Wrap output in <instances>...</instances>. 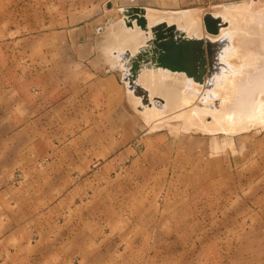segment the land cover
Returning <instances> with one entry per match:
<instances>
[{
  "label": "crops",
  "instance_id": "0c3cea01",
  "mask_svg": "<svg viewBox=\"0 0 264 264\" xmlns=\"http://www.w3.org/2000/svg\"><path fill=\"white\" fill-rule=\"evenodd\" d=\"M13 25L0 28V264H264V131L217 152L210 136L155 134L134 158L105 45ZM129 161L153 164L150 190L119 193Z\"/></svg>",
  "mask_w": 264,
  "mask_h": 264
},
{
  "label": "rangeland",
  "instance_id": "374dc122",
  "mask_svg": "<svg viewBox=\"0 0 264 264\" xmlns=\"http://www.w3.org/2000/svg\"><path fill=\"white\" fill-rule=\"evenodd\" d=\"M241 1H251V7L246 9L248 12L244 10H231L229 7L226 8L229 4L218 5V7L210 5V7L206 4L197 2L192 3L190 0L174 1L171 6L176 8L168 10L171 12L188 9L199 11V15L196 17L198 24L194 27L195 36H207L210 40L215 41L220 40L227 34H232L234 37L237 36L234 43H232L237 48V53L234 52L235 47L233 50L230 49V51L226 48L225 56L223 55L220 59L223 61L228 59L229 63L227 64L230 66L231 71L233 70L235 72L234 69H237L239 72L236 75H230L225 72L224 76L217 77L216 79L212 78L215 84L210 90V94L202 98L199 97V86L189 81L183 73L161 76L158 75L153 68L141 69L136 82L144 86L148 90L149 95H158L155 94V90L158 88H165L171 94L170 97L158 95L166 101L162 108L156 109L152 104L148 107L142 104L141 97H135L131 91L126 90V84L121 80L120 70L112 68L117 76L119 85L124 90L123 92L126 91L127 96V101L124 100L122 109H119V136L117 140H121L122 138L125 139V137L129 136L128 139L133 149L134 158H137V156L141 158V154H143V150L145 149L143 147V142L147 140L148 137H154L153 135L155 134L167 133L173 136L181 132L189 133V135L187 134L188 136H193L195 138L211 137L215 139L219 145L213 147V150L217 152L221 149V144L225 143L224 141L231 144V139H237L244 133L252 134L264 131V127H251L246 130L231 133L221 129H217V131L214 127L216 123H214L211 115V113L221 111L233 113L238 108L241 111L245 104L249 103L253 94H258V99H264V93H262L264 88H261V85H264V9L260 8L264 6V0H240L235 3ZM129 3V0H0V28L8 27L9 24H14L13 26L20 28L24 33L56 31L67 28L74 29L76 31H72L74 32L71 36L72 42L92 43L99 48L105 45V58L112 61L111 64L117 60L118 66L121 67L122 62L119 61L118 53L126 49H129L133 53L134 48L143 45L145 40L144 33L140 28L128 29L123 21H121L120 9ZM252 4H254L255 8ZM254 9H257V12L252 11ZM152 10H154L152 12L154 19L162 17L161 11L164 10ZM214 10H216V12ZM258 10L260 12H258ZM206 12H210L215 17L219 16L223 21L228 23L226 28H220L219 32L221 34L218 33V36L207 35L202 29V17ZM249 18H252V20ZM113 52H115L114 55L112 54ZM99 54L100 52L98 51L95 53V56L98 57ZM202 92H207V90L202 88L201 93ZM210 95L213 97L219 96L220 101L218 107H210L213 103ZM150 99L152 100V97H150ZM199 100L202 103L200 106L196 105ZM240 101H242L240 104L241 106L237 104ZM152 102L155 101L152 100ZM252 106H250L251 108H249L248 113L256 111L257 105ZM139 107L141 109H139ZM217 109H219V111ZM198 110H206L208 116L202 115L201 117V115L197 116L193 113L194 111L198 112ZM198 118L200 120L203 118V123L199 124ZM207 119L208 121H206ZM188 120L194 122L191 121V124ZM190 124L192 127L189 126ZM182 126L184 127L181 128ZM200 126L203 129L202 131L201 128H198ZM173 128H178V130L176 131V129H174L172 131ZM122 134H124V136H122ZM85 136L88 138L89 134L86 133ZM144 155L145 157L149 155L148 149L145 151ZM150 165L153 164L139 161L135 162L132 165L133 168H131L130 161L118 163L115 172L119 174V177H122L118 178L119 193L130 191L134 195H137L145 192V190H150L145 184V179H147L149 173L152 172L150 171L152 169ZM220 167L221 163L217 165V169H220ZM129 169L131 172L133 169L134 177L136 178L134 181L135 183L130 186L125 183L126 174ZM106 172L108 173L109 169H107ZM149 176L151 177V175ZM155 177H160L159 173L154 176V178ZM12 180L14 185L20 183L22 181L21 173H15ZM150 185H152V183H150Z\"/></svg>",
  "mask_w": 264,
  "mask_h": 264
},
{
  "label": "water",
  "instance_id": "95a60500",
  "mask_svg": "<svg viewBox=\"0 0 264 264\" xmlns=\"http://www.w3.org/2000/svg\"><path fill=\"white\" fill-rule=\"evenodd\" d=\"M123 9L124 7L120 9V14L125 26L133 27L135 24L148 34L144 44L133 53L128 49L119 52L118 57L122 65L119 67L116 60L112 68L120 70L122 82L128 81L129 89L142 98L143 105L152 104L148 90L136 83L143 67L182 72L194 82L206 86L212 84L213 75L221 72L220 68L226 67L219 61V54L229 44L228 35L218 41L210 40L207 36L188 37L174 24L160 22L149 26L147 8L129 6ZM202 25L204 32L211 36L217 35L221 27H227L222 18L215 17L210 12L204 13ZM152 99L158 107L165 105L164 100L158 96Z\"/></svg>",
  "mask_w": 264,
  "mask_h": 264
},
{
  "label": "bare ground",
  "instance_id": "6f19581e",
  "mask_svg": "<svg viewBox=\"0 0 264 264\" xmlns=\"http://www.w3.org/2000/svg\"><path fill=\"white\" fill-rule=\"evenodd\" d=\"M251 2V1H250ZM250 2L248 1H241V2H238V3H233V4H229L227 7H229L231 10H244L246 11L247 8L251 7V4ZM253 7L255 8L254 4H252ZM261 5V4H260ZM257 6V5H256ZM218 7V6H217ZM225 8V7H224ZM228 8V9H229ZM260 8H263L264 9V6L260 7ZM125 9V8H124ZM123 9V10H124ZM212 9V8H211ZM216 9V8H215ZM259 9V8H258ZM257 9H254L252 11H256ZM154 10L150 9V8H147V14H146V17H147V21H148V25L149 26H152V25H155V24H158L160 22H166L167 24H174L177 26V28H179L180 30H183L185 32L186 35H188V37H198V36H195V26L198 24L197 22V16L199 15V11L197 10H193V9H188V10H180V11H175V12H171V11H161V15L162 17L159 18V19H154V16H153V12ZM216 12V10H214ZM251 11V10H250ZM249 11V12H250ZM157 12V11H156ZM227 12V11H226ZM248 12V11H246ZM257 12V11H256ZM258 12H260L258 10ZM264 12V11H263ZM261 12V13H263ZM219 15V14H218ZM221 15V13H220ZM245 16V15H244ZM248 16V15H246ZM251 16V15H250ZM252 17V16H251ZM230 18V17H229ZM252 20V18H249ZM199 20V19H198ZM255 21V20H254ZM124 23V21H123ZM227 23V22H226ZM257 23V22H255ZM125 24V23H124ZM134 24V23H133ZM201 24V23H200ZM227 26H228V23H227ZM127 27V26H126ZM139 28L138 26H136L134 24L133 27H127L128 29H132V28ZM198 27V26H197ZM203 27V25H202ZM259 27V26H258ZM223 28H226V27H223ZM260 28V27H259ZM203 29V28H202ZM262 31H263V28H262ZM144 33V39H146L147 37V34L145 31H143ZM220 33V32H219ZM262 33V32H261ZM221 34V33H220ZM219 34V35H220ZM204 35V34H203ZM228 35V34H227ZM218 36V35H217ZM226 36V35H225ZM229 36V44L226 45L224 48H223V52L219 54V61H221L222 63H224L226 65V67H222L220 68V71L221 72H218V73H215L213 75V78H217V77H220V76H224L225 75V72H227L228 74L230 75H236L239 70L237 69H234L235 72L231 69H230V66L227 64L229 63L228 62V59H225V61L221 60L220 58L223 57V55L225 56V53H226V48L233 50V48L235 47L234 44V41L236 40L237 36L234 37L232 34L231 35H228ZM233 36V37H232ZM201 37V36H199ZM211 37V36H210ZM213 38V37H211ZM219 38V37H218ZM223 38V37H222ZM232 38V39H231ZM234 38V39H233ZM215 41V40H213ZM218 41V40H217ZM264 41V40H263ZM145 42V40H144ZM143 42V44H144ZM141 46V45H140ZM139 48L136 47L134 48L133 51H136L137 49ZM264 49V48H263ZM120 50V49H119ZM124 50V49H123ZM129 50V49H128ZM116 52V51H115ZM234 52L237 53V48L235 47V50ZM263 56V55H262ZM259 57V56H258ZM257 58V57H256ZM117 59V58H116ZM227 61V62H226ZM257 62V61H256ZM120 63V62H119ZM242 64V63H241ZM150 69H155L156 73L158 75H163V76H166V75H174L176 73H182V72H172L170 70H165V69H160V68H155V67H149ZM255 68V67H254ZM142 69H146V67H143ZM148 69V68H147ZM152 72V71H151ZM184 74V73H183ZM185 75V74H184ZM263 76V75H262ZM185 77H187L185 75ZM187 79L191 82H194L191 78L187 77ZM150 81V80H149ZM261 81V80H260ZM264 81V80H263ZM262 81V82H263ZM127 82V83H126ZM124 83L126 84L125 87H126V90H129L132 92V90L129 89V84H128V81H124ZM137 83V82H136ZM197 86H199L200 90L198 92V95L199 97H204L205 95H208L210 94V90L212 89L213 85L215 84V81L212 80V84L210 86H206L205 84H199V83H196L194 82ZM259 84V83H258ZM139 85V84H138ZM190 85V84H189ZM139 86H142V85H139ZM143 88H145L144 86H142ZM260 87V86H259ZM189 88V86H188ZM206 89L207 92H202L201 93V89ZM261 88H264V85L262 84L261 85ZM146 89V88H145ZM254 90V89H253ZM253 92V91H252ZM260 92V91H259ZM128 93V92H127ZM207 93V94H206ZM264 93V91L262 92ZM133 96L135 97H139V96H136L133 92H132ZM155 94H158L160 96H163V97H170L171 94L168 90H166L165 88H158L155 90ZM252 94V93H251ZM158 95H153L150 97H154V96H158ZM158 96V97H160ZM197 96V95H196ZM228 96V95H227ZM233 96V95H232ZM162 98V97H160ZM194 98V97H193ZM210 98L213 100V103L210 105L211 106H215V107H218V103L220 101V98L219 96H212L210 95ZM165 101L164 98H162ZM199 99V98H198ZM249 99H250V96H249ZM153 100V99H152ZM155 101V100H154ZM156 102V101H155ZM155 102H152V106L155 107L156 109H159L161 107H158ZM223 102V101H221ZM192 103V102H191ZM224 103V102H223ZM242 103V101L238 102L237 104L240 105ZM236 104V105H237ZM142 105V104H141ZM196 105H202V103L200 102H197ZM220 105V104H219ZM224 105V104H223ZM237 105V106H238ZM252 105H257V109L256 111H254L253 113H248V110L249 108H251L250 106ZM148 107H150L149 105H146ZM198 106V107H199ZM241 106V105H240ZM243 106V105H242ZM189 107V106H188ZM222 107V106H221ZM224 107V106H223ZM253 107V106H252ZM140 108V107H139ZM226 108V107H225ZM141 109V108H140ZM143 109V108H142ZM185 109V108H184ZM192 109V107H191ZM216 109V108H215ZM227 109V108H226ZM231 109V108H230ZM219 111V109H217ZM223 110V109H222ZM180 111V110H179ZM212 111V110H211ZM224 111V110H223ZM233 111V110H232ZM176 112V111H175ZM178 112V111H177ZM172 113V112H171ZM182 113H183V109H182ZM195 113L197 116L201 115H207L208 112L206 110L204 111H199L198 112H193ZM148 114V113H147ZM166 114V113H165ZM143 115V114H142ZM168 115V114H167ZM170 115V114H169ZM174 115V114H173ZM187 115V114H186ZM194 115V114H193ZM212 115V118L214 120V123H216V125L214 126L215 127V130L217 129H221L223 131H226V132H237V131H240V130H246V129H249L251 127H264V99H258V94H253L252 98L250 99L249 103L245 104V106L243 107V109L240 111V109L238 108L236 111H234L233 113L232 112H215V113H211ZM152 116V115H151ZM177 116V114H176ZM208 116V115H207ZM193 119V118H192ZM199 119V118H198ZM202 119L201 120L199 119V124L203 123L202 122ZM190 120V119H189ZM188 120V121H189ZM196 120V119H195ZM192 121V120H191ZM191 121H189L191 123ZM208 121V119L206 120ZM184 122V121H183ZM194 122V121H192ZM188 123V122H187ZM198 123V122H197ZM185 124V123H184ZM192 124V123H191ZM191 124L189 126H191ZM213 124V123H211ZM197 125V124H195ZM208 125V124H207ZM203 126H206V125H203ZM202 126V127H203ZM184 126H182L181 128H183ZM186 127V126H185ZM192 127V126H191ZM190 127V128H191ZM212 127V126H211ZM187 128V127H186ZM198 128H201L198 127ZM204 128V127H203ZM176 129V131L178 130V128H173L172 131ZM205 129V128H204ZM185 130V128H184ZM203 129L201 128V131ZM218 131V130H217ZM214 132V131H213ZM219 133V132H218ZM231 145V144H230Z\"/></svg>",
  "mask_w": 264,
  "mask_h": 264
},
{
  "label": "built area",
  "instance_id": "2783aa9c",
  "mask_svg": "<svg viewBox=\"0 0 264 264\" xmlns=\"http://www.w3.org/2000/svg\"><path fill=\"white\" fill-rule=\"evenodd\" d=\"M192 1V3H201V4H206V5H211V6H218V5H222V4H233L237 1L240 0H190ZM210 6V7H211Z\"/></svg>",
  "mask_w": 264,
  "mask_h": 264
}]
</instances>
